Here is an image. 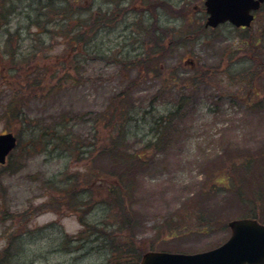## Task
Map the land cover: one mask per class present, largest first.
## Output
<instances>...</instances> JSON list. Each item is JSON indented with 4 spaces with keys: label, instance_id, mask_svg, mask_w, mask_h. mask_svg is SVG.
Listing matches in <instances>:
<instances>
[{
    "label": "rangeland",
    "instance_id": "1",
    "mask_svg": "<svg viewBox=\"0 0 264 264\" xmlns=\"http://www.w3.org/2000/svg\"><path fill=\"white\" fill-rule=\"evenodd\" d=\"M142 1L125 0L113 10L110 0H0V133L18 138L7 168L0 166V264L105 263L109 255L100 241L87 238L93 242L78 250L82 241L74 237L82 229L79 218L116 219V209L101 207L110 201L109 183L117 180L109 175L111 158L100 149L109 147L112 134L117 137L104 112L129 78H137L132 106L145 108L153 100L154 114L175 113L160 150L145 147L154 133L146 119L133 124L124 141L127 153L146 155L128 177L132 196L125 209L132 225L117 230L119 243L185 253L220 245L230 235L227 222L244 211L234 190L219 182L229 165L250 156L251 168L264 180V71L240 59L243 33L199 30L193 6L201 7L202 0H165L141 23L167 32L164 51L153 53L156 60L146 71L124 67L125 56H144L157 36L155 29V35L146 29L145 36L137 35L145 10L133 6L141 8ZM97 9L120 12L113 23H102ZM263 14L255 35L264 42ZM78 16L90 19L89 37ZM130 23L133 33L125 27ZM250 72L256 74L251 88L245 79ZM58 124L79 145L71 156L38 138ZM246 182L243 195L251 199L256 182ZM76 195L87 208L75 210ZM4 253L9 259L1 261Z\"/></svg>",
    "mask_w": 264,
    "mask_h": 264
},
{
    "label": "trees",
    "instance_id": "2",
    "mask_svg": "<svg viewBox=\"0 0 264 264\" xmlns=\"http://www.w3.org/2000/svg\"><path fill=\"white\" fill-rule=\"evenodd\" d=\"M166 3H168L165 0H162L161 6H165ZM68 7V5H65L64 10L71 12L73 15L74 11ZM264 12V5L261 8V12ZM77 14H80L79 11L76 12ZM83 13V12H82ZM69 14V13H68ZM66 14V15H68ZM95 14H102L103 19H100V22L105 23L108 20H111L113 14L111 15V11L109 9H97L95 11ZM111 15V16H110ZM260 15V13H259ZM258 15V17H259ZM143 16V15H142ZM141 16V17H142ZM186 16V15H185ZM139 17V18H141ZM138 18V19H139ZM263 17H260L259 20L261 21ZM73 19V18H72ZM79 21H82V24H85L83 28L85 29L86 25L89 23L90 19H88V16L85 18H82V16H78L77 18ZM137 19V20H138ZM201 25V24H200ZM199 25V27H200ZM132 27L130 30L133 33V25L126 24L125 27ZM140 27L141 29H137V35L145 36V29L146 34L149 32L152 35V31L155 32L157 29L155 28V25L152 26V31H149L150 28H143L141 22L138 20L136 27ZM157 26V24H156ZM87 28V27H86ZM135 28V27H134ZM203 27H200V30ZM45 28H43L44 30ZM158 33L156 32L157 36H154L155 40L153 41V45L151 51L146 52V54L142 57L137 56H125L126 62H121L120 65L125 66V63L129 66H142L145 71L149 69V65L153 63L156 58H154L152 55L153 53H161L164 48L163 45H161L162 41L167 37V32L164 31V29L158 27ZM90 31V28H87V30H84V33L86 34V37H89L87 35ZM144 31V32H143ZM249 30L246 32H243L241 34L242 36L245 34H249ZM154 34V33H153ZM155 35V34H154ZM240 37V41L242 42V47H244V53L245 55H242V60H247L251 66H253L256 70H260L259 73L264 71V42L261 40V34L259 36L253 35L248 36L247 39H244L242 36ZM174 36V34L172 35ZM247 36V35H246ZM80 38V37H79ZM243 38V39H242ZM82 41V39L80 38ZM146 39H143L142 42L144 44ZM147 40H150L147 38ZM86 41V39H85ZM151 41V40H150ZM15 51L11 52V57H14ZM116 55V54H115ZM115 59V58H114ZM119 63V62H118ZM176 69V68H175ZM200 72H202L200 69L195 71V75L193 77H196ZM160 70L157 69V76H159ZM252 74V75H251ZM248 75V72H247ZM255 75L254 73L250 72L249 76H245L246 83L249 84V87H254L255 82ZM260 76V75H259ZM258 77V76H257ZM256 77V78H257ZM259 79V77H258ZM187 80V78H186ZM34 81H38V79H34ZM33 81V82H34ZM241 83H244L243 80L240 81ZM35 83V82H34ZM40 84L39 82H37ZM137 85V78H129L124 86L115 94L110 100V104L105 110L104 114V120L107 122V126H110L108 128L110 131L114 130L117 132V137L112 134V137L109 139L108 148L106 149L103 147L100 150L105 151L108 153L109 158H111V165L113 166L112 172L109 174L111 177L115 178L117 181H114L112 183H109L108 188L106 189V194L110 197V201L104 200L101 203V207L105 208L107 211L108 209L112 210L116 209L118 212L116 214V219H114L111 223H106L105 221L100 220L99 222L89 223L85 219L79 218V222L82 225V229L77 233V235L74 237L75 243L81 244L78 248V250L84 248V244L88 242H93L92 239L88 240L87 238L92 237L93 239H96L100 241L101 246L106 250L109 256H107L106 261L104 264H138V260L142 253L153 250V248L145 247L144 245H139L137 248L133 247L132 242H126V243H119L118 242V229L123 230V228L127 226L132 225V217L130 216V213L125 209V206H128L129 201H126V197H131V187L132 183L128 180V177L130 176V173H132L133 168H135L136 164L140 163V161L143 160V157L146 154H140L137 152L127 153L122 149L124 146V141L129 138V136L132 134L131 127L134 124H138L139 121H143L146 119V122L149 125L154 126V133L152 136H150L147 140V143L145 144V147L148 151L153 150L154 152L160 150V145L162 137L164 133H166V126L170 122L171 118L174 116L175 111L168 110L165 112V114H154L155 109L153 108V100L149 102V104L145 108H135V106H132V101L129 99V94L132 92L134 87ZM254 89V88H253ZM129 105V106H128ZM130 107V108H127ZM118 116V118H117ZM139 116V117H138ZM120 118H122V123H120ZM147 119H151L147 121ZM62 127L58 125H54L52 127H46L42 130L40 137V141L43 145L50 146L54 149L59 148L60 154L71 156L73 152L79 147L76 142H73L71 139V136H68V133L61 134ZM111 133H109L110 135ZM37 135H35L36 138ZM111 136V135H110ZM44 141H48L49 144H47ZM47 144V145H46ZM62 145V146H61ZM82 153V152H81ZM13 153L9 155V159H11ZM3 168H7V166H2ZM123 168V169H122ZM229 173L225 174L223 178L219 181L220 184L223 186V188L232 189L234 190V193L239 198V201L241 204L243 203L244 211L240 213V217H250L255 218L259 220L260 222L264 223V212H261L259 209H263L264 207V180L262 182L259 181L257 170L251 168V158L250 156L248 158H243L239 162H233L228 167ZM264 176V174H263ZM237 180V182H236ZM49 183L51 180H47ZM247 181L246 183H254L256 182V190L253 193V197L251 199H246L243 195L244 191L241 188V182ZM47 182V183H48ZM238 183V185H237ZM233 187H236L237 189H233ZM68 193V190H66ZM79 195H76V202L77 203L74 207H76L75 210H83L87 208V205L85 204V198L79 197ZM259 205V207H258ZM107 206V207H106ZM259 210V211H258ZM108 215V213H107ZM198 219H201V216H198ZM171 221V220H170ZM209 225V224H207ZM207 225H205L207 227ZM166 226V225H165ZM85 233H87L85 235ZM171 233V232H170ZM117 235V237H116ZM128 235V233H127ZM86 236V237H85ZM120 238V237H119ZM66 242L70 239L66 238ZM87 239V240H86ZM117 241V243H116ZM153 246V244H151ZM94 249V248H92ZM77 250V248H76ZM5 256V253L3 254L2 260H7Z\"/></svg>",
    "mask_w": 264,
    "mask_h": 264
},
{
    "label": "water",
    "instance_id": "3",
    "mask_svg": "<svg viewBox=\"0 0 264 264\" xmlns=\"http://www.w3.org/2000/svg\"><path fill=\"white\" fill-rule=\"evenodd\" d=\"M264 0H206V26L215 27L229 21L235 26H248L252 10ZM16 146L11 132L0 134V163ZM231 236L222 245L200 253L183 254L150 251L142 255L139 264H264V224L251 218L231 220Z\"/></svg>",
    "mask_w": 264,
    "mask_h": 264
},
{
    "label": "flooded vegetation",
    "instance_id": "4",
    "mask_svg": "<svg viewBox=\"0 0 264 264\" xmlns=\"http://www.w3.org/2000/svg\"><path fill=\"white\" fill-rule=\"evenodd\" d=\"M131 1V0H130ZM160 0H152V1H150V0H146V3H143L144 1H142V3L143 4H141V8H137L135 5L133 6V9H141V10H145V13L143 12V16L141 17V18H139V21L142 23L144 20H143V18H145V14L147 13L148 15H150V16H153V15H156V13L155 14H153L152 12H154L155 11V9L156 10H158L159 8H161V4H160V2H159ZM110 2L112 3V6H113V10H115V9H118V7L120 6V5H122L124 2H125V0H110ZM204 3H205V0H202V6L201 7H199L198 5H194L193 6V8H194V10H197L198 11V13H200V15L199 14H197L196 16H195V18H193V19H195L194 21H198V23L200 24L201 23V25H202V31L204 30V28H210V29H217V28H220V27H225V28H227V29H230L231 31H233V32H246V31H248L249 30V34H245V35H250V36H253V35H255V34H257V32L259 31V30H257V26L255 25V22L257 21V14L256 13H254V19L250 22V25L248 26V27H245V26H240V27H238V28H235V27H233L232 25H229V23H223V24H219V25H217L216 27H206V25H205V22L207 21V18H208V14H207V11H206V9H205V5H204ZM148 4L150 5V6H148ZM9 5H10V3H9ZM113 10H111L112 12H111V15L113 14V16H112V18H114L115 17V15L116 14H119V12L120 11H113ZM125 16V15H124ZM111 18V19H112ZM204 23V24H202V22ZM114 21H113V19L111 20V23H113ZM200 30V29H199Z\"/></svg>",
    "mask_w": 264,
    "mask_h": 264
}]
</instances>
